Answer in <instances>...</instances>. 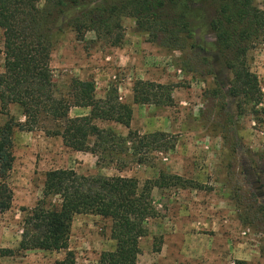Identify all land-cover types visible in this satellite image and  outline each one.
I'll return each mask as SVG.
<instances>
[{"label":"rangeland","instance_id":"obj_1","mask_svg":"<svg viewBox=\"0 0 264 264\" xmlns=\"http://www.w3.org/2000/svg\"><path fill=\"white\" fill-rule=\"evenodd\" d=\"M255 5L264 11V0H255ZM120 22L122 41L116 46L94 32L81 42L72 30L54 42L51 67L56 93L68 97L76 79L94 81L97 99L116 90L120 101L132 107L130 128L100 123L102 128L124 136L130 130L141 135L164 133L175 147L155 153L147 166L119 174L113 168H99L94 155L67 148L59 137L41 130H16L15 163L8 180L13 205L0 215V249L16 254L0 256V263L57 264L65 258L64 251L18 249L24 221L43 197L46 174L74 170L83 176L135 178L141 185L163 171L194 183L196 188L154 189L157 217L146 223L148 234L140 241L141 264H264V218L259 210V204H264V45L250 49L247 57L263 95V104L255 105L248 98L233 97V74L217 54L216 37L207 22L193 33L202 46L195 53L199 56L189 49L192 40L183 48L187 34L181 26L164 36L158 28H141L132 17L124 16ZM3 49L0 30V72ZM203 56L209 62L202 61ZM139 81L172 88L173 105L135 103L134 87ZM89 112L73 109L70 117ZM9 117L25 121L15 105L9 108ZM7 120L0 105V125ZM49 203L58 204V200ZM115 249L110 220L75 217L69 250L77 264H99L103 253Z\"/></svg>","mask_w":264,"mask_h":264},{"label":"trees","instance_id":"obj_2","mask_svg":"<svg viewBox=\"0 0 264 264\" xmlns=\"http://www.w3.org/2000/svg\"><path fill=\"white\" fill-rule=\"evenodd\" d=\"M191 3L199 7L194 9ZM124 16L136 19L141 28H158L164 36L181 26V32L187 34L184 42L192 40L190 47L187 44L183 48L189 47L194 54L202 48L193 38L194 29L207 22L216 37L217 54L233 74V97L263 104L259 78L247 65L250 49L264 45V11L255 0H0L4 39L0 105L1 113L8 117L0 125V215L13 205L14 193L8 180L15 163L16 130H41L59 137L67 148L94 155L99 168H113L119 174L134 166H147L155 153H167L175 147L164 133L141 135L130 130L124 136L102 128L100 123L130 128L132 107L120 101L116 90L97 99L94 81L76 79L68 97L56 93L51 67L54 42L72 30L81 42L94 32L116 46L122 41L120 20ZM201 59L209 62L206 56ZM134 100L157 106H172L174 102L172 88L144 81L135 84ZM13 105L21 110L24 122L9 117ZM73 109L90 112L71 118ZM193 184L163 171L143 185L121 175L50 171L42 199L24 221L18 252L64 251L65 258L57 264H77L69 250L72 225L76 216L93 215L112 222V239L116 242V249L103 253L99 264H141L140 241L148 234L146 223L157 217L154 189L196 188ZM54 198L58 204L49 203ZM259 208L264 218V204ZM15 254V250L0 249L2 257Z\"/></svg>","mask_w":264,"mask_h":264},{"label":"crops","instance_id":"obj_3","mask_svg":"<svg viewBox=\"0 0 264 264\" xmlns=\"http://www.w3.org/2000/svg\"><path fill=\"white\" fill-rule=\"evenodd\" d=\"M14 106V105H13ZM80 110H88V109H80ZM88 115V114H87ZM25 119V118H24ZM23 122V121H22Z\"/></svg>","mask_w":264,"mask_h":264}]
</instances>
